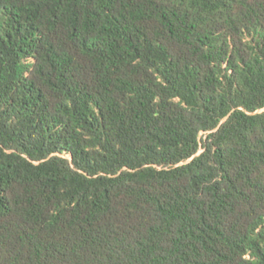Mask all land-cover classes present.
<instances>
[{
    "label": "trees",
    "instance_id": "1",
    "mask_svg": "<svg viewBox=\"0 0 264 264\" xmlns=\"http://www.w3.org/2000/svg\"><path fill=\"white\" fill-rule=\"evenodd\" d=\"M0 264H264V0H0Z\"/></svg>",
    "mask_w": 264,
    "mask_h": 264
}]
</instances>
